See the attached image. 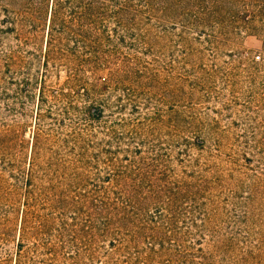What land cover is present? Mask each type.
I'll use <instances>...</instances> for the list:
<instances>
[{
    "label": "trees",
    "instance_id": "trees-1",
    "mask_svg": "<svg viewBox=\"0 0 264 264\" xmlns=\"http://www.w3.org/2000/svg\"><path fill=\"white\" fill-rule=\"evenodd\" d=\"M39 31L46 41L34 56L42 63L36 127L42 106L51 103L50 116L54 101L62 103L61 124L69 120L73 127L63 139L59 172L53 170L61 190L50 184L48 213L39 221L32 211L31 164L14 264H31L33 237L49 263L213 264L206 250L214 231L211 184L205 177L176 174L159 140L146 145L151 128L165 123L160 114L131 130L116 115L127 110L125 98L156 95V74L142 64V55L172 31L184 55L193 51L192 41L220 45L258 38L262 47L253 80L261 79L264 97V0H0L1 34L31 42ZM22 64L12 54L7 74ZM54 71L65 72V79L50 87ZM30 80L22 81L25 92ZM113 96L116 106L109 103ZM10 137L0 138L1 161L11 149ZM38 146L36 134L33 154Z\"/></svg>",
    "mask_w": 264,
    "mask_h": 264
},
{
    "label": "rangeland",
    "instance_id": "rangeland-1",
    "mask_svg": "<svg viewBox=\"0 0 264 264\" xmlns=\"http://www.w3.org/2000/svg\"><path fill=\"white\" fill-rule=\"evenodd\" d=\"M45 41L43 31L31 42L0 33V138L6 133L11 136L5 161L0 157V264L5 258L6 264H14L32 162L36 221L48 213L45 195L50 184L58 185L57 191L62 187L53 170L59 172L63 139L73 127L69 120L61 124L62 103L54 101L50 116L46 115L51 103L43 105L36 127L42 63L34 56L41 55ZM177 41L172 31L150 55H142V64L156 74V95L125 98L127 110L116 117H123L131 130L160 114L165 123L151 128L146 145L159 140L176 174L205 177L211 184L209 224L214 231L206 250L213 264H264V97L261 79L253 80V63L258 61L262 43L253 36L220 45L192 41L193 51L184 55ZM12 54L24 64L7 74ZM28 76L31 86L25 92L22 81ZM107 76V71L101 72L102 78ZM64 79L65 72L54 71L47 85L58 86ZM115 97L109 102L113 106ZM176 117L179 123L174 122ZM36 134L39 151L33 154ZM38 242L33 237L28 244L31 264H59L49 263L47 251L37 248Z\"/></svg>",
    "mask_w": 264,
    "mask_h": 264
}]
</instances>
